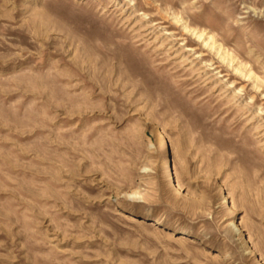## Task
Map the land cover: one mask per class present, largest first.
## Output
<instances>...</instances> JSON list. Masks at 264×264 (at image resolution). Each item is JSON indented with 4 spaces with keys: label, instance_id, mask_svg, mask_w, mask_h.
<instances>
[{
    "label": "rangeland",
    "instance_id": "rangeland-1",
    "mask_svg": "<svg viewBox=\"0 0 264 264\" xmlns=\"http://www.w3.org/2000/svg\"><path fill=\"white\" fill-rule=\"evenodd\" d=\"M0 264H264V0H0Z\"/></svg>",
    "mask_w": 264,
    "mask_h": 264
},
{
    "label": "bare ground",
    "instance_id": "bare-ground-1",
    "mask_svg": "<svg viewBox=\"0 0 264 264\" xmlns=\"http://www.w3.org/2000/svg\"><path fill=\"white\" fill-rule=\"evenodd\" d=\"M189 28L188 27H185V30H188ZM196 36L197 38L201 39L203 37V33H196V29H194L192 31ZM211 39H213L211 37ZM124 199L128 200V201H132V202H135V201H138L140 200L139 198V194H136V193H132V192H127L125 193L124 195ZM228 229L229 231H231L233 234H237V233H241L242 230L240 227H238L236 224L234 223H231L228 225Z\"/></svg>",
    "mask_w": 264,
    "mask_h": 264
}]
</instances>
